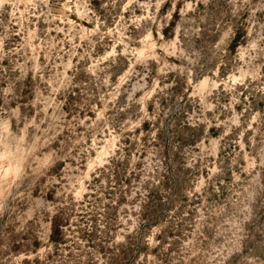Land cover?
I'll use <instances>...</instances> for the list:
<instances>
[{"label":"rangeland","instance_id":"rangeland-1","mask_svg":"<svg viewBox=\"0 0 264 264\" xmlns=\"http://www.w3.org/2000/svg\"><path fill=\"white\" fill-rule=\"evenodd\" d=\"M34 2L0 7V264H264V0Z\"/></svg>","mask_w":264,"mask_h":264},{"label":"clouds","instance_id":"clouds-1","mask_svg":"<svg viewBox=\"0 0 264 264\" xmlns=\"http://www.w3.org/2000/svg\"><path fill=\"white\" fill-rule=\"evenodd\" d=\"M7 2V0H0V7H2V5ZM49 0H39L40 4H43L45 6L48 5ZM109 2L112 4L113 7L116 6L117 0H109ZM165 2V0H155V3H152V0H147L146 3H140V0H125V3L123 4V8L125 10L129 9L131 7V5L133 3H136L140 8L147 10L148 8L151 7H155L157 10L159 9V7ZM205 2H207V0H205ZM244 3L249 2V0H243ZM27 3L29 6L31 7H36L37 4L34 2V0H27ZM65 4L66 6L71 5L72 7H86L87 6V0H65ZM105 8L108 7L107 4L104 5ZM134 15V13H133ZM93 17H95V13H93ZM97 20V27L92 29L90 32H88V35H93L96 33H99V27L101 25V21H99L98 17H95ZM133 23H136L135 19L133 20ZM137 27L139 28V24H137ZM122 29H124V26H121ZM151 29H148V31H150ZM113 32H115L116 30L113 29ZM104 35H107V33H100V37L101 39L103 38ZM232 35V30L230 27L227 26H219L217 25V29H216V37H215V43L208 49L209 52H211L212 56L218 58V59H223L224 55L227 51L228 48V44L230 41V37ZM249 35L251 36V31L249 32ZM121 36L123 37V31H121ZM128 41L132 40V37L129 36L127 37ZM261 41H264V35H258L249 45L247 51L249 54V63L251 62V60L257 59L259 56L264 55V47H261ZM2 40H0V44H2ZM142 42V41H141ZM116 43H124V39L118 40L116 41ZM129 52H134L133 49L131 48H127L126 47V53ZM117 55L114 52H110L109 56H115ZM198 56V54H195ZM183 58L185 60L188 61V65H190L189 67L183 68L181 69L182 72L186 71L189 79H191L192 76V72H193V68L191 67V65H194L196 61L193 60L192 55L189 54H183ZM105 59H107V57H105ZM135 75V71H134V63L132 64V66L124 73V76L121 78V82L122 84L124 83H128L129 81H131L132 77ZM234 82L237 83H243V78H240L239 80H236ZM136 85H139V81H135ZM143 85H140V88H143ZM137 90L136 87H133V92H135ZM129 100L132 99V96L129 95L128 97ZM211 107V106H209ZM235 122V121H234ZM13 151H16V145L13 142Z\"/></svg>","mask_w":264,"mask_h":264},{"label":"trees","instance_id":"trees-1","mask_svg":"<svg viewBox=\"0 0 264 264\" xmlns=\"http://www.w3.org/2000/svg\"><path fill=\"white\" fill-rule=\"evenodd\" d=\"M55 227H54V231L56 230V228H57V225H54Z\"/></svg>","mask_w":264,"mask_h":264}]
</instances>
